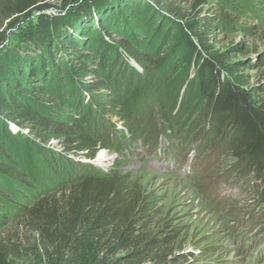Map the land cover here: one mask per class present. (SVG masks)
Listing matches in <instances>:
<instances>
[{
	"label": "trees",
	"instance_id": "1",
	"mask_svg": "<svg viewBox=\"0 0 264 264\" xmlns=\"http://www.w3.org/2000/svg\"><path fill=\"white\" fill-rule=\"evenodd\" d=\"M55 1L77 6L64 15L48 14L56 8ZM151 2L163 10H156ZM204 4L205 0H195L186 14L172 0H0V45L8 30L37 14L35 22L25 26L20 42L0 52V186L12 191L15 185L25 191L0 188V225L23 221L38 235L35 264H172L176 260L166 254L173 236L163 230L147 231L145 220L154 208L129 175L94 168L75 178L61 174L55 192L37 195L40 191L33 189L32 179L18 168L10 152V139L29 128L42 141L63 137L68 154L87 151L90 159L95 157L96 137L79 121L65 122L54 94L57 90L71 103L83 88L88 93L101 89L96 86L102 83L85 81L96 73L86 53L117 51L118 46L110 45V33L120 20L146 32L152 19L142 18V13L161 18L174 38L172 55L182 64L175 70L183 68L189 80L185 93L193 89L203 104L207 129L221 138L220 145L243 173L264 182V87L252 86L228 53L212 45L218 25L232 17L223 9L217 20L216 11L202 16L197 10ZM118 44L124 60L133 59L146 71L150 58L142 48L126 39ZM154 93L158 94L156 89ZM128 106L132 111L134 105ZM31 194L33 202L24 203ZM13 212L20 214L11 219ZM0 264H15L1 239Z\"/></svg>",
	"mask_w": 264,
	"mask_h": 264
},
{
	"label": "rangeland",
	"instance_id": "2",
	"mask_svg": "<svg viewBox=\"0 0 264 264\" xmlns=\"http://www.w3.org/2000/svg\"><path fill=\"white\" fill-rule=\"evenodd\" d=\"M205 1L197 10L202 16L216 11L217 20L223 9L232 17L218 25L212 45L228 53L252 86L264 87V0ZM172 2L188 14L195 0ZM54 5L48 14L64 15L77 6L61 1ZM36 16L28 23H34ZM141 17L152 19L146 32L124 19L110 33V45L118 46L117 51L86 53L96 73L85 81L102 83L96 86L101 89L88 93L83 88L71 103L55 90L58 114L68 125L79 121L96 137L95 157L90 159L87 151L68 154L63 137L42 141L29 128L10 139L12 157L32 179L33 189L40 191L37 195L55 192L60 184L57 177L75 178L89 168L129 175L154 208L145 220L147 231L163 230L173 236L166 250L169 260L176 259L172 264H264V182L243 173L220 145L221 138L207 129L203 104L193 89L185 93L189 80L183 68L175 70L182 64L172 55L171 30L158 15ZM28 23L6 32L0 52L20 42ZM123 39L150 58L146 71L133 59L124 60L118 44ZM128 105L137 108L128 111ZM0 188L25 192L15 185L12 191L6 185ZM33 200L31 194L24 203ZM19 214L13 212L10 218ZM0 239L15 264L36 263L39 237L23 221L0 225Z\"/></svg>",
	"mask_w": 264,
	"mask_h": 264
}]
</instances>
